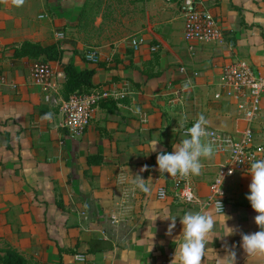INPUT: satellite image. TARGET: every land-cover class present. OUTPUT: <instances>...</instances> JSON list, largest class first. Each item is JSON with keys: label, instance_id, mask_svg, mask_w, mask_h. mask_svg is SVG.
<instances>
[{"label": "crops", "instance_id": "0c3cea01", "mask_svg": "<svg viewBox=\"0 0 264 264\" xmlns=\"http://www.w3.org/2000/svg\"><path fill=\"white\" fill-rule=\"evenodd\" d=\"M141 1V13L124 18L128 34L92 43L90 28L77 27L86 0H25L19 7L0 0V64L9 81L0 90V239L33 264H161L182 240L180 216L203 210L216 219L204 264H226L229 249L236 264H264V256H247L241 247L242 233L259 231L246 198L250 174L227 179V212L217 214L180 200L174 178L156 163L160 151L172 152L185 138L178 125L184 117L191 127L203 114L209 129L237 136L247 127L238 105L215 94L222 68L234 58L264 75V0H203L223 30L216 43L184 40L177 0ZM133 37L145 40L139 51L129 49ZM27 41L60 46L61 63L48 62L55 72L63 73L71 60L79 70H95L94 83L107 96L81 138L62 126L61 92L48 100L30 80L36 60L14 57V46ZM155 46L159 50L152 52ZM90 53L98 62L87 60ZM147 65L159 75L149 79ZM49 112L51 120L41 119ZM253 129L256 143L264 144V100ZM89 156H101L103 163L89 165ZM223 162L215 152L202 159L201 175H190L202 202ZM144 165L149 170L140 172ZM136 174L150 178V192L132 183ZM161 187L168 190L166 200L157 196ZM163 215L177 216L172 236L165 234L170 220L157 218ZM230 228L234 234L225 236Z\"/></svg>", "mask_w": 264, "mask_h": 264}, {"label": "built area", "instance_id": "2783aa9c", "mask_svg": "<svg viewBox=\"0 0 264 264\" xmlns=\"http://www.w3.org/2000/svg\"><path fill=\"white\" fill-rule=\"evenodd\" d=\"M173 0H167L171 2ZM181 16L184 20V40L187 43H216L223 41V30L218 18L208 9L203 0H177ZM58 39H64L63 33L57 34ZM145 44L141 37H135L130 41V47L134 51H139ZM159 50V46L151 48L152 52ZM87 60L98 62L95 53L86 56ZM221 80L218 84L219 91L215 94L216 100L228 99L236 103L240 110L244 112L248 125L240 136L207 129L208 139L213 141L216 153L224 156V162L220 165V171L211 185L210 197L202 202L195 194L190 180L187 177L177 176L173 179V188L176 195L187 204H201L204 208L212 207L217 214L227 212V179L236 173L249 174L250 163L256 159L264 158V144H257L253 123L258 119L263 110L264 100V75H257L249 63L240 58H234L222 68ZM32 83L43 88L47 93V99L52 95H60V79L65 78L63 73L55 72L48 64L36 61L29 74ZM9 86V81L0 64V90ZM107 95L93 94H73L68 99L60 100V113L63 118L62 126L67 130L72 138H81L88 129L91 120L96 114L100 100ZM59 103V102H58ZM56 103V104H58ZM231 171V175L229 172ZM223 184H218L222 180ZM220 192L223 193L220 196ZM157 196L160 200H166L168 190L161 187ZM190 197L196 199L189 202ZM220 200L223 205V212L217 211L216 201ZM174 253L168 254L161 264H170ZM77 261L85 263L84 255L77 256Z\"/></svg>", "mask_w": 264, "mask_h": 264}, {"label": "clouds", "instance_id": "9594fccd", "mask_svg": "<svg viewBox=\"0 0 264 264\" xmlns=\"http://www.w3.org/2000/svg\"><path fill=\"white\" fill-rule=\"evenodd\" d=\"M25 0H12V3L19 7L24 4ZM53 114L46 113L41 119L51 120ZM187 117L182 121H178L181 129H184V137L179 143L173 144L172 152L160 151L156 158L158 170L161 174L167 173L171 177L177 176L187 177L189 175L199 176L202 174L204 164L202 159H211L216 152L215 144L209 140V120L200 114L191 127H186ZM156 143L152 151L157 150ZM149 170L148 165H144L140 172ZM231 171L229 175H231ZM249 174L251 175V183L249 185L250 194L246 198L250 201L251 207L257 213L254 217L255 223L259 231L253 233L241 234V247L247 256H264V158L254 159L250 163ZM222 180H218V184H223L224 175ZM149 180H145L141 175L136 174L132 183L141 191L150 192ZM223 193L220 192V196ZM196 199L190 197L189 202ZM217 211L223 212V205L220 200L216 201ZM157 218L163 220H170L167 236H172L173 230L176 228L177 216L163 215ZM156 218V219H157ZM180 223L182 224L181 242L176 247L174 256L170 264H204L207 255L208 236L215 230L216 219L215 217L203 210L188 211L180 216ZM227 235L234 234V230L230 228ZM179 237V236H178ZM234 247V246H233ZM152 251V249H151ZM226 264H236V252L229 249L228 254L225 256Z\"/></svg>", "mask_w": 264, "mask_h": 264}, {"label": "trees", "instance_id": "16d2710c", "mask_svg": "<svg viewBox=\"0 0 264 264\" xmlns=\"http://www.w3.org/2000/svg\"><path fill=\"white\" fill-rule=\"evenodd\" d=\"M100 0H86L81 14L79 16L78 28H86L90 22L92 15L95 10L99 8ZM133 51L132 48H129ZM63 50L57 44L42 46L37 42H24L19 46H14V57L15 58H29L42 63H48L49 61L60 62L63 59ZM156 54V53H155ZM158 57H154V61H157ZM63 73L65 75V82L61 87V95L64 99H68L73 94H101L103 95L100 86L94 83L95 70H79L74 60H71L67 64L62 65ZM153 70L152 65H147L143 69V73L150 79L159 75V72H150ZM104 99V98H103ZM100 100L101 101L103 100ZM99 103V104H100ZM7 148L10 149V145L7 144ZM89 165H99L103 163L101 156H89ZM60 206L62 203L58 202ZM61 252H68L62 251ZM0 264H33L17 249L7 245L0 251Z\"/></svg>", "mask_w": 264, "mask_h": 264}, {"label": "rangeland", "instance_id": "374dc122", "mask_svg": "<svg viewBox=\"0 0 264 264\" xmlns=\"http://www.w3.org/2000/svg\"><path fill=\"white\" fill-rule=\"evenodd\" d=\"M141 2V0H100L99 8L95 10L87 26L92 31L91 34H95L94 37L91 35L88 38L89 42H114L122 39L129 31L126 29L124 18L127 15L131 18L132 14L138 16L141 13ZM98 32H101L100 35L97 34ZM6 246L5 241L0 239V251Z\"/></svg>", "mask_w": 264, "mask_h": 264}]
</instances>
